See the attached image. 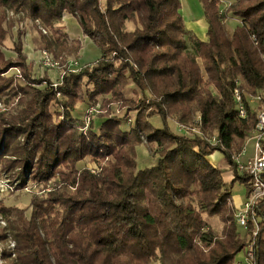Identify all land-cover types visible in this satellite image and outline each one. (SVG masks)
<instances>
[{"label":"trees","instance_id":"obj_1","mask_svg":"<svg viewBox=\"0 0 264 264\" xmlns=\"http://www.w3.org/2000/svg\"><path fill=\"white\" fill-rule=\"evenodd\" d=\"M200 3L205 39L185 29L179 0H104L103 9L99 0H0V45L6 35L3 11L20 7L46 26L72 15L100 50L96 61L63 76L58 87L49 80L33 85L30 94L18 97L16 114L0 112L1 170L20 189L27 181L38 187L28 216L26 208L0 202L6 221L0 240L14 241L13 249L0 248L4 264H233L245 243L231 187L235 180L244 183L247 196L251 184L231 156L256 123L249 98L260 95L264 102V0H229L221 8V0ZM229 15L239 22L227 35L223 21ZM127 20L138 26L125 30ZM44 36L47 45L59 41ZM18 38L16 62L1 51L0 91L13 89L12 79L4 77L9 67H32ZM82 78L93 84L91 96L112 91L106 101L121 105L125 101L114 88L124 78L132 80L144 106L133 120H124L127 130L118 127L125 112L81 130L72 112L82 101L77 92ZM236 86L245 117L237 114ZM150 106L162 127L152 126L151 111L144 113ZM195 116L199 136L174 134L167 126L169 118L192 125ZM141 139L153 145L156 157L152 166L137 169L135 146ZM214 151L233 169L231 181L207 159ZM86 158L98 163L96 173L77 167ZM203 214L219 217L221 235L204 230ZM255 229L253 264H264V194L251 206L245 230Z\"/></svg>","mask_w":264,"mask_h":264},{"label":"rangeland","instance_id":"obj_2","mask_svg":"<svg viewBox=\"0 0 264 264\" xmlns=\"http://www.w3.org/2000/svg\"><path fill=\"white\" fill-rule=\"evenodd\" d=\"M104 0H99L100 8L103 9ZM229 0H221L219 7H224L228 4ZM180 8L179 12L183 18V22L186 25V29L188 32L194 33L197 37H202L203 33L201 31L204 30V25L202 19V5L200 0H179ZM2 10V9H0ZM3 21L2 28L5 30L6 35L2 44L0 45V54L1 51L3 57L11 63L17 61L14 52V41L17 39L19 35V40L22 44V52L25 53V60L32 63V67H9L6 72H4V77L9 78L14 82L12 84L13 89L8 87L9 89L0 91V112H6L9 114H16L19 112V96L22 94L26 96V94H30L33 90L32 87L35 85L36 87H42L46 85L45 82L39 84L42 80H49V86L58 87L61 83L63 76L71 73V72H79L80 69L84 65H91L96 59L100 56V50L96 43L90 39L88 36L84 35L77 23V19L72 15L68 14L67 17H61V20L58 22H54L50 26H46L41 23V21H34L22 8H11L3 11ZM239 20L235 17L228 16L227 19L223 21L224 29L227 35H230L233 27L237 25ZM138 23L136 20H127L124 23L125 30H133ZM194 28L195 31H189V28ZM45 32H44V31ZM45 35V36H44ZM50 35V37H55L59 41H54L52 44L47 45L43 39V36ZM45 57H47L51 64L45 63ZM27 73L28 78L24 80L21 75ZM108 77H111L109 74ZM33 79V80H31ZM85 81V82H84ZM118 87V88H117ZM114 88V90L118 91L120 95H122L124 99V104L120 103H109L106 101L111 96L110 92L103 93H95L91 96L94 91L93 84L87 79L82 78L80 80L78 93L80 95L79 99L82 101H76L73 109V116L76 118H80L82 121V125L80 128L89 127L90 123L93 122V125L99 123L103 119H106L110 116L120 117L125 114V118H121V122L118 123V127L122 130H127L130 126L126 124L129 122L128 118L131 120L134 119V114L141 107L142 104V95L139 90L130 78H124L119 86ZM23 90V92H22ZM74 90V92H76ZM56 96H59V92H56ZM93 98V99H91ZM251 108L255 109V113L257 115V110L259 107V103L250 102ZM51 110L55 111V109H59L56 105H52L50 107ZM92 109L91 116L89 120H85L87 110ZM140 109V110H141ZM151 111L153 116L149 118L150 123L155 128L162 127V122L158 115H156V110L154 106H150L146 109V112ZM197 116L194 117L192 125H194V120ZM176 121L172 118L167 119V126L174 134H181L182 132L178 131ZM131 125V124H130ZM183 125V124H181ZM186 125L187 127H195L198 133H191L188 130L184 131V135L190 136L192 134L200 135V132L197 126ZM129 126V127H128ZM185 126V125H184ZM248 135H251V132H248L246 138L244 139L245 153L244 157H251L253 153V139L247 138ZM213 136V135H212ZM211 136V137H212ZM7 140V139H6ZM142 143L137 144L135 146V154H136V166L137 169H143L149 166H152L155 163V155L151 154L153 148L141 139ZM220 157L221 162L217 165L221 167L223 172L231 171L233 169L227 165L225 159L221 152H216ZM215 159V157H214ZM225 164V166H222ZM77 167L86 166L91 171L99 168L97 162L90 161L86 158L83 161L77 162ZM99 170V169H98ZM92 173H96L93 172ZM8 177V178H7ZM16 181L14 177L11 176L10 172H3L1 170L0 163V202L4 203L7 206L13 205L19 208H26L25 214L28 216L30 213L29 200L33 192H37L38 187L31 183L30 181L26 182V187L24 189L19 188V184L15 185ZM15 185V186H14ZM16 188H14V187ZM231 194H235L237 190L240 191L241 194L245 193L243 190L244 183L235 180L232 185ZM13 187V189H11ZM52 187V183H48L44 188V191H48ZM38 193V192H37ZM243 203V202H242ZM237 210V209H236ZM16 215V213H13ZM203 218L207 224V228H210L216 236L221 235L223 229V223L219 219L218 216H207L203 214ZM6 225V221L0 215V227ZM238 231L242 238L244 239L245 246L239 251L241 255V259L238 263L236 258L234 259L233 264H253V253L252 257L247 256L248 247L253 240V235L251 233H247L245 228L237 226ZM8 245V246H7ZM10 245L14 246L13 239L8 236L6 240H0V248L5 247L9 250L13 249ZM0 264H4L3 259H0Z\"/></svg>","mask_w":264,"mask_h":264},{"label":"built area","instance_id":"obj_3","mask_svg":"<svg viewBox=\"0 0 264 264\" xmlns=\"http://www.w3.org/2000/svg\"><path fill=\"white\" fill-rule=\"evenodd\" d=\"M261 58L264 62V52L261 53ZM44 61L46 64H51L50 60L47 57H45ZM232 92L236 103L237 114L240 117H245L247 114V110L241 97V90L236 86L233 88ZM254 101L259 103L256 115V123L251 131V135L247 136V138L253 139L252 156L247 157L245 161L241 159V156L245 153V146H243L239 152L234 153L231 156L232 160L236 164L238 173L248 175L251 184V189L248 192L247 196H245V200L235 212V222L237 226L245 229L247 226V220L249 217L251 206L264 194V102L261 100L260 95H254L249 98V103ZM91 113L92 109H88L85 120H89ZM128 120L130 119L128 118ZM197 123L198 118L194 120V125L192 126H196ZM177 129L178 131L182 132V134L185 130H188L191 133H198L195 127L190 128L181 124H177ZM81 130L85 132L87 130V126L81 128ZM211 140L214 141V136L211 137ZM98 169L99 168L96 167V169H93L92 171L97 172ZM255 234L256 229L252 231L253 237ZM10 246L13 247V245ZM251 246L252 241L247 250V256L249 257H252Z\"/></svg>","mask_w":264,"mask_h":264},{"label":"crops","instance_id":"obj_4","mask_svg":"<svg viewBox=\"0 0 264 264\" xmlns=\"http://www.w3.org/2000/svg\"><path fill=\"white\" fill-rule=\"evenodd\" d=\"M67 15H68V13H65V14H63V17H67ZM201 20L203 21V25H204V30L201 31V32L203 33V36L205 38L206 22H205V19H204L203 15H202V19ZM184 25H185V23H184ZM188 28H189V31H191V30L195 31L194 28H191V27H188ZM185 29H186V25H185ZM199 38L202 39V37H200V36H199ZM216 152H218V151H214L211 154L207 155V159L215 166L218 163L221 162L220 157L217 155ZM214 157H215V159H214ZM246 158L247 157H244V154L241 156V159L244 160V161L246 160ZM222 166H225V164H223ZM222 176H223V180L224 181L229 182V181H231L233 179L234 174L231 171H226V172H223ZM232 187H231V192L233 190ZM243 190H245V185L243 186ZM231 199H232V203H233L235 209H237L238 207H240L242 202L245 200V193L241 194L240 191L237 190L235 194H231ZM235 258H236L237 263L240 260H242L240 253H237Z\"/></svg>","mask_w":264,"mask_h":264}]
</instances>
